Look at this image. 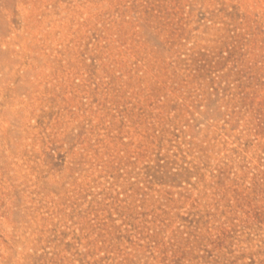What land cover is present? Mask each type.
Segmentation results:
<instances>
[{"label": "rangeland", "instance_id": "374dc122", "mask_svg": "<svg viewBox=\"0 0 264 264\" xmlns=\"http://www.w3.org/2000/svg\"><path fill=\"white\" fill-rule=\"evenodd\" d=\"M0 264H264V0H0Z\"/></svg>", "mask_w": 264, "mask_h": 264}]
</instances>
